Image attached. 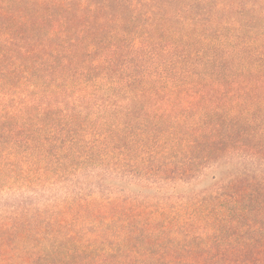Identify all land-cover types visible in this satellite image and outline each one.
Instances as JSON below:
<instances>
[{
	"label": "trees",
	"instance_id": "1",
	"mask_svg": "<svg viewBox=\"0 0 264 264\" xmlns=\"http://www.w3.org/2000/svg\"><path fill=\"white\" fill-rule=\"evenodd\" d=\"M0 264H264V0H0Z\"/></svg>",
	"mask_w": 264,
	"mask_h": 264
}]
</instances>
